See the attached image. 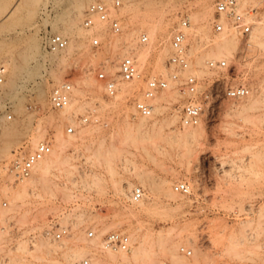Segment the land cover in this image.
<instances>
[{"label": "rangeland", "instance_id": "1", "mask_svg": "<svg viewBox=\"0 0 264 264\" xmlns=\"http://www.w3.org/2000/svg\"><path fill=\"white\" fill-rule=\"evenodd\" d=\"M17 1L0 0V67L13 53L20 68L15 86H0V264H70L68 251L52 249L59 242H69L72 249L90 248L89 254L75 264H81L88 256L98 258V264L152 263V257L133 262L113 261L102 246H95L93 240L87 238L90 230L96 233L93 239L99 242L111 231L127 233L132 241V234H135L138 237L135 243L144 236L151 255L160 256L162 264L165 261L170 264H264V123L258 117L262 110H248L243 116H236L233 108L239 102L227 99L225 86L218 84L214 99L208 105L207 99L205 102L202 120L207 133L191 143L190 148L173 142L168 135L169 128L157 135L155 141H144L140 148L131 145L130 139L120 141L121 137L128 136L124 130L122 133L118 130L129 112L128 103L134 104L143 98L147 77L164 76L158 69L154 70V65L161 55L159 52L169 53L167 63L172 32L184 17L191 16V24L196 25L189 39L191 58L195 59L197 70L205 68L206 63H197L198 57L214 50L216 41L222 38L221 35L214 37L212 30L216 0H125L122 7L111 8L112 16L121 25L119 34L113 32L109 23L96 22L98 24L92 28L84 25L91 3L100 1L112 7V0H20L18 9L7 17ZM242 9L259 19L248 42L238 37L239 47L231 56L233 59L227 58L236 68L227 79L245 84L260 95L264 86V35L254 36L259 24H264V0L242 4ZM146 22L165 33L162 36L156 31L155 39L159 38L160 42L165 38L160 43L155 41L158 47L152 49L151 63L148 59L142 78L134 85V93L125 101L115 100L107 98L105 90L100 92L90 81H84L90 75L89 79L92 76L104 85L99 79L102 70L120 79L116 72L107 70L113 61L110 56L119 52L120 65L126 56L123 52L128 46V36L133 37L130 39L136 42L135 46L148 47L152 37ZM18 27L25 33L4 43L3 36ZM98 30L103 37L96 34ZM60 32L75 46L71 51L60 52L54 61H43L41 53H34L33 41L41 43L45 49L48 36ZM143 34L149 36L146 43L141 40ZM96 35L101 43L98 47L92 44ZM256 40L262 44L256 45ZM9 42L14 43L10 45ZM156 51L159 55L155 53V57ZM136 59L138 61V57ZM56 74L65 77L64 82L72 83L74 88L78 87L79 95L82 93L81 96L75 94L78 98L74 95L79 99L74 110L81 108L74 113V120L78 122L87 112L96 109L102 122L96 124L92 132L84 129L86 125H76L77 138L72 139L67 129L74 123L52 117L60 113L52 104L50 106V94L61 84L54 82ZM207 74V77L201 76L204 90H207V80L212 83L218 78L214 72ZM121 83L119 81V85ZM92 86L99 95L94 93ZM184 94L169 102L163 101L166 108L160 118L179 114L185 103L187 94ZM243 101L248 103V100ZM177 128L184 129L180 121ZM40 132L46 133V142L52 147L60 145L62 155L70 164H64L61 171L56 170L50 181L43 183L45 186L31 187L27 195L20 196L16 188L20 179L12 172L11 164L16 154L26 155L36 148L38 144L32 146L30 140ZM115 144L122 149V154L112 157ZM105 152L113 158L111 163L102 155ZM8 154H13L10 164L4 161ZM135 167L144 173L146 186L137 179L134 170L139 169ZM11 173L15 177L13 189L7 185ZM118 179H122L121 185ZM166 180L173 187L180 181L189 182L192 194L185 196L177 192L184 199L176 202L166 188ZM130 183H133L130 195L135 187L144 188L149 196V212L130 210L134 204L119 189L129 188ZM55 226L68 228L72 237L55 240L47 235ZM160 235L173 242H162ZM21 242H27L28 252L19 248ZM181 246L192 249V256L180 253ZM167 247H177V256L166 251Z\"/></svg>", "mask_w": 264, "mask_h": 264}, {"label": "built area", "instance_id": "2", "mask_svg": "<svg viewBox=\"0 0 264 264\" xmlns=\"http://www.w3.org/2000/svg\"><path fill=\"white\" fill-rule=\"evenodd\" d=\"M125 0H112V7L104 2H93L86 10V18L84 20L85 27H93L96 20L103 23H109L114 33H120L121 25L117 18L112 16V9L123 6ZM256 9L254 14H256ZM259 17L252 16L250 11L242 9V0H216L215 13L212 20V30L214 37L227 33L228 35L236 34L243 42H248L253 34L254 27L257 25ZM191 22L188 17H184L180 24L173 30L170 45L171 55L166 63L169 76H149L145 79V86L142 91L143 98L135 101V109L138 115L151 117L154 112L153 99L169 89L172 85L186 93L185 103L179 110L181 126H196L204 115V110L211 100L214 99V89L218 84L225 86L224 96L232 101H240L250 95V89L244 84H235L227 79L235 71L236 66L231 64L226 58L207 59L206 67L208 71L218 75L216 81L209 83L207 80V90L203 89V78L196 73L191 72L192 62L189 53V42L187 41L188 32ZM142 42L149 41V36L143 34ZM92 44L98 47L100 43L99 37L93 38ZM69 45V38L60 33L50 34L48 36L46 46L50 50L62 51ZM119 78L109 76L105 70L99 73V79L105 84V95L107 98H113L119 90V81L132 82L142 78L138 61L131 55H126L120 62ZM6 81L4 68L0 67V85ZM73 84L64 82L55 86L50 94V101L54 109L66 108L72 100ZM208 108V106H207ZM80 126L89 124H100L102 120L98 117L96 110H90L79 120ZM77 126L72 124L68 127V134H75ZM52 146L48 142H41L32 152L21 155L12 161L11 170L18 179H25L31 176L36 164L49 155ZM175 190L185 196L192 194V187L187 181H180L174 185ZM145 196V190L141 186L134 188L131 199L139 202ZM47 235L53 236L55 240H62L69 230L66 227L55 226L48 230ZM96 233L93 230L88 232L89 238H94ZM103 249L115 252L130 251L132 240L127 233L121 231H111L103 237L101 242ZM180 253L186 256H192L193 250L182 246ZM81 264H92L90 256L82 260ZM164 264H170L165 261Z\"/></svg>", "mask_w": 264, "mask_h": 264}, {"label": "bare ground", "instance_id": "3", "mask_svg": "<svg viewBox=\"0 0 264 264\" xmlns=\"http://www.w3.org/2000/svg\"><path fill=\"white\" fill-rule=\"evenodd\" d=\"M250 1L253 2L255 0H242V4L246 5ZM19 2H20V0L17 1L16 4L14 3L15 5L14 6L12 5L13 7L11 6L12 9H10L9 13L7 14V17L11 16L12 15L11 13L13 11L15 12L16 9H18L17 5L19 4ZM203 7L205 9V6H203ZM206 7H207V5H206ZM188 18H189V20L192 19L191 16H189ZM96 22H98L99 24H103V22H101L99 20H96ZM97 24H95L93 27H96ZM144 25L146 26V24H144ZM147 25L150 27V22H149V24L147 23ZM152 26L153 25H151V27ZM203 26H204V24H203ZM203 26H202V28H203ZM151 27L149 29H147L149 31V36L152 37V41H150V43H148L149 44L148 47H144V48L141 47L140 48V47L135 46L136 42L134 43V41L132 40L133 37H129L128 36L129 37V38L127 37L128 46L126 45L127 47L125 48V51L123 52L124 55H131V56H133L135 58L138 57V62H139L138 65H139V69L141 71V74L143 72L145 64H146V66H148L147 62H148V59H149V55L151 54L152 49L156 46L155 41L157 42L159 40V38H158V40L155 39V38H157L156 37L157 36L156 33L158 32L157 30H158L159 27L157 29H156L157 26H155L153 28H151ZM195 27H196V25H195ZM195 27H194L193 24H191L190 27L187 29V32H188L187 41L188 42H189L190 36L192 34L191 32L194 31V29L196 30ZM102 28H104V27H102ZM200 29H201V27H200ZM160 30H162V29H160ZM197 31H199V27H198ZM202 31H203V29H202ZM202 31H200V32H202ZM256 31L258 33L254 36V38H257L258 35H260V37L262 35H264V24L260 23L259 26L256 28ZM24 33H25V31L22 28H19V27L17 29H15L14 31H10L9 30L8 33H6L3 36V42L4 41H6V42L7 41H11L14 37L21 36ZM60 33L63 34V32H60ZM96 34L98 36H100V37L101 36L103 37V33L100 32L99 30L96 31ZM157 34L158 35L162 34V36H164L163 34H165V33L158 32ZM130 36H132V35H130ZM221 37L222 38L220 40L216 41L215 49L212 50L211 52H208V54H206V56L203 55L202 57H198L199 59L197 60V63H199V64L204 63L205 64L207 62V58L219 59V58L223 57V58H226V59L227 58L230 59L231 56L235 55L234 53L237 51V49L239 47V39L236 36V34L234 36H231V35L228 36L227 33H224V34H221ZM260 37L258 36V38H260ZM130 38H132V39H130ZM162 38H165V37H162ZM200 38H201V36L199 37V39ZM161 39H160V42L163 40V39L162 40ZM160 42L158 41L157 43H160ZM258 42L259 41H257L256 45L262 44L260 42H259L260 43L259 44ZM13 43H10V45H12ZM125 43H126V41H125ZM74 46H75L74 42L69 40V45H68V47L65 50L71 51ZM157 47L158 46H156V48ZM32 48L34 50V53H41V59L43 61H54L55 59L58 58V56H60V54H59L60 52L65 51V50L54 51V50L48 49L47 47L44 49V48H42L41 43L36 42V41H33ZM197 48H198V46H197ZM169 49L172 52L170 44H169ZM195 49H196V47H195ZM157 51H159V50H157ZM157 51L153 53L155 57H156L155 53H157ZM117 53H119V52H115V53H113L114 56L113 55L110 56V59L113 58L112 62H115V64L112 65L111 64L112 62H110L109 66L107 67V70L110 73H115L116 72V74H118V76H119V71H120L119 59H121V58H120L119 55H117ZM159 53L161 55H159L157 53L159 55V58L157 59V62H156V59L154 57H152V58H154L153 61L155 60L154 62H156L155 65H154L156 67V69H154V70L157 71V69H158V71H160V72H162L164 74V77H168L169 76V70H168V67H167L165 61H166V58L168 57L169 53L168 54H163L162 52H159ZM189 53L192 54V52H190V51H189ZM151 56H153V55L151 54ZM8 58L9 59L6 62H4V64L2 65V68H4L5 75L7 77V80L2 85L3 86L13 87V86H15V84L17 82V79H18V76L20 74V68H19L17 60H16V58H15L13 53H11ZM231 59H233V58L231 57ZM194 60L191 58V62H192V65H193L191 72L196 73L199 76L203 75V77L204 76L207 77L208 76L207 73H209L210 71L207 70L206 65H205L204 69H198L197 70L195 65H194L195 64ZM149 62H150V59H149ZM89 76L90 75H88V80L84 78L85 79L84 81H87V82L90 81L92 84H94L98 88V91L100 90V92H101V90L102 91L105 90V84L104 85L100 84V81H98L95 78H92V76L89 79ZM152 76H155V75H152ZM54 80H55L54 82H56V83H64L66 78L56 74V75H54ZM138 80H140V79H137V80L132 81V82H122L121 81L122 83L119 86L118 93L113 98H115V100L125 101L126 98H128L132 93L135 92L134 85L138 82ZM76 82H79V81H76ZM86 83L84 82L85 85H88ZM2 85H0V86H2ZM93 86H92V89H94ZM95 90L96 89L93 90L94 93L96 92L99 95L97 90L96 91ZM262 90L263 91H262V93L260 95L259 94L256 95L255 94L256 92L254 93L250 89V95L247 96L245 99H243V100H248L247 101L248 103H243L244 102L243 100L236 101V102H239V103L236 104L235 107L233 108V113L237 114L236 116L239 115L241 117L248 110H254V111L262 110L261 115H259L258 117L260 118L261 123H264V86H263ZM79 93H80V90L78 89V87L77 88L75 87L73 89V96H72L71 103L64 109H55V110H59L60 113L58 115H56V116H54L55 115L54 114V115H52V117L55 118V119L59 118V119L63 120L62 122H64L65 120H70L75 125L79 126V124H77L79 122H77L73 118L74 117V113H77L78 111L81 110V108H79V109L76 108L77 110H74L76 102L79 101V99H76V97L78 98V96H76L75 94L79 95ZM81 94L79 96H81ZM181 95L184 96L185 94L183 92H181L179 89H176L173 85L169 89L165 90L162 94L158 95L156 98L153 99L154 112H153V115L151 117H144V116L138 115L137 112H136V109H135V104H129L128 103L127 107L129 108V110H128L129 112H128L125 120H124V123L118 127L119 128L118 130H119L120 133H122L123 132L122 130H124L128 136H126V138H122L121 137V140L119 138H117V139L120 140L121 142H123V141L126 142L127 140L130 139L129 141L131 143H133L131 145H135L136 148H140V147H142L141 145H143L144 141L149 140V139H151V141L152 140L155 141L156 140L155 137L157 135H159L161 132H163V130L165 128H169L170 132L168 133V135L170 136V138H171V140L173 142H177L178 145L182 146L183 148L184 147L190 148V144L195 142V140H197V138H199V137H201L203 135H206L207 130H206L205 122L202 120L196 126H183L184 129H178L177 128V124L180 121L179 114L176 113V114H173L171 116L169 114V116L166 115L165 117H161L160 118V115L163 113V111L166 108V106L163 105L164 104L163 101H168L169 102V101H171V99H177L178 96H181ZM82 104H80V106ZM45 105H47V104H45ZM50 106H51V103H50ZM83 106H84V104H83ZM94 110H96V109H94ZM86 126L87 127H85L84 129L92 132V130H93V128H95L94 126H96V124H91V125H89V127H88V125H86ZM70 137L72 139H75V138H77V135H76V133L75 134H71ZM154 138H155V140H154ZM46 141H47L46 133L45 132H40V133H37L33 138H31L30 143L32 144V146H36L37 144L39 145L41 142H46ZM117 145L115 144V146H116L115 150L112 149L113 150V153H112L113 156L112 157H114V156L117 157L118 155L122 154V149L120 147H117ZM106 152H108V151H106ZM106 152L104 154L102 153V155H104V158H106V160L109 163H111V160H113V158L111 157L112 158L111 159L110 158L111 155L108 154V153L112 152V151L109 150L107 155H106ZM12 156H13V154L6 155V159H4V161L6 160L9 163V161H10ZM68 161H70V160L65 158L62 155V151L60 149V145L54 144V146L52 147L51 153L36 164L31 176L28 177V178H25V179H20V185L18 186L19 188L16 187L18 190H20V192L17 190L18 194L20 193L19 194L20 196H23L25 194L27 195L28 192H29V188H31V187L32 188L33 187L34 188H36V187L38 188V185H42L43 183H46V182L48 183L50 181L49 180L50 176L55 175L54 172L56 170H58V171L60 169L63 170V167H64L63 165L64 164H70ZM70 168H68L67 171H70ZM135 169L138 170L139 168L135 167ZM3 171H4V169H3ZM113 171H115V170H113ZM134 172L136 173L135 175L138 177L137 179L140 178V180L143 183V185L146 186V180L144 179L145 177L143 176L144 173L141 172L140 169H139V171H135L134 170ZM70 173H71V171H70ZM95 178H97V177H95ZM14 179H15V177H13V174H12L11 178H10L8 184H7L9 187L6 185L9 189H13V186H14L13 184H15L14 183V181H15ZM121 180L118 181L119 185L122 184V183L120 184V182H123ZM166 183H167V186H166L167 190L170 192L171 197H173L176 202H179V201L184 199V198H182L183 196L182 197L179 196V194L177 193L175 188L172 186L173 184L171 185V182L166 180ZM166 183H165V185H166ZM132 186H133V183H130V185L128 186L129 188H127V186L126 187L123 186L122 188L118 187L119 189H121V193L128 195V198H130V201L134 204V207H132L130 210L132 212H137V213L149 212L151 210V207H149L148 202H147L149 196L145 192V196H144V198L142 200H140L139 202L132 201V199H131V195L132 194L131 195L129 194V191H131ZM126 188H127V190H126ZM67 196H69V194ZM80 219H81V217H80ZM117 221L118 220H116V222ZM119 221H121V220H119ZM111 228L112 229H116V227H108L107 229H111ZM132 235L134 236V240L132 241V247H131L130 251H128V252H126V251L115 252V251L103 249L104 252L106 253V256L108 258L112 259L113 261H123V262H133V261H138V260H140L143 257H146L147 259L152 257L151 258V261H152L151 264H162V260H161L160 256L159 257H154V256L151 255V253H150V251H149V249L147 247V239H146V237H144V236L141 237V239H139L138 243H135V241L138 240V237H136L135 234H132ZM70 236L72 237L71 232L69 234H67L64 238L67 239ZM160 236H161L162 242H173L171 239H167L166 237H164L162 235H160ZM87 238L89 239V237H87ZM90 239L93 240L92 243L95 246L101 247V242L97 241L98 239L97 240H94L93 238H90ZM47 242L46 243L44 242V243L46 245L51 243V242H48V244H47ZM1 244H2V242H0V245ZM52 244H54V243H52ZM35 247L38 250L39 245L36 244ZM19 248L22 249V251H24V252H26V251L28 252V250H29L28 246H27V242H21ZM52 249L55 250V251H60V250L68 251V253H67V261L70 264H75L81 258L87 256L89 254V252L91 251L90 248H88L86 246L85 247H80L79 249H72L70 244H69V242H63V244L59 242L58 245H53ZM166 251H168L169 253H171L175 257L177 256V247H167ZM93 260H94V264H98L100 262V260L98 258H94Z\"/></svg>", "mask_w": 264, "mask_h": 264}]
</instances>
